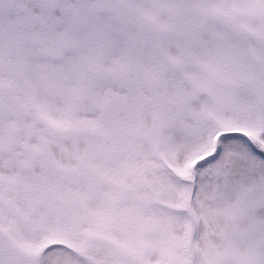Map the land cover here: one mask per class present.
<instances>
[{
  "label": "snow or ice",
  "instance_id": "obj_1",
  "mask_svg": "<svg viewBox=\"0 0 264 264\" xmlns=\"http://www.w3.org/2000/svg\"><path fill=\"white\" fill-rule=\"evenodd\" d=\"M0 264H264V0H0Z\"/></svg>",
  "mask_w": 264,
  "mask_h": 264
}]
</instances>
